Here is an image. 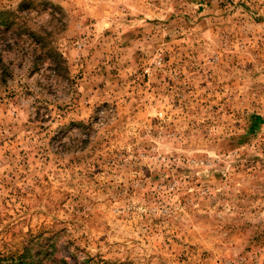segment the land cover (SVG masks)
<instances>
[{"label": "rangeland", "instance_id": "obj_1", "mask_svg": "<svg viewBox=\"0 0 264 264\" xmlns=\"http://www.w3.org/2000/svg\"><path fill=\"white\" fill-rule=\"evenodd\" d=\"M1 12V255L264 264V0Z\"/></svg>", "mask_w": 264, "mask_h": 264}, {"label": "trees", "instance_id": "obj_2", "mask_svg": "<svg viewBox=\"0 0 264 264\" xmlns=\"http://www.w3.org/2000/svg\"><path fill=\"white\" fill-rule=\"evenodd\" d=\"M6 15V16H5ZM10 13H0V23L8 26L10 22ZM30 253H24L19 256H3L0 254V264H38L36 261H33Z\"/></svg>", "mask_w": 264, "mask_h": 264}]
</instances>
